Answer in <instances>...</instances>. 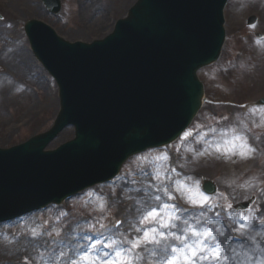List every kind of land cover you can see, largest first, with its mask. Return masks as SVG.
<instances>
[{"label":"rangeland","instance_id":"obj_1","mask_svg":"<svg viewBox=\"0 0 264 264\" xmlns=\"http://www.w3.org/2000/svg\"><path fill=\"white\" fill-rule=\"evenodd\" d=\"M87 1V0H86ZM134 0H90L89 5L87 6L84 2L85 0H68L70 3V7L67 13V17L63 22L54 20L51 18L50 15L45 14H38L36 16L32 17H39L40 19L45 20H52L53 25L57 26L60 33L63 35H66L71 40L77 39V38H83V39H90L92 36H100L103 35L105 31H107L109 28L112 27V20H116L118 17L123 16L126 10L128 8H123V5L128 2L133 3ZM262 0H245L239 5L238 7H234L231 14L228 16V31H229V40L227 42V50L225 51V59L229 58L231 55H234L237 51V49L243 45V41L241 38V33L246 30V17L251 12L254 13L259 10L258 7L261 6L264 9V4H261ZM14 0H12L11 3H7L6 0H0V11L3 13L4 17L10 21V19L14 20V18H18L20 16L21 19H23V13L19 11L17 13V9L15 10L14 14L18 15L16 17L12 11V6L14 5ZM87 7V8H86ZM94 7H100V15H98L97 18L92 22L93 27H86L85 21L90 20L89 17H91V13H87L89 9L91 8L93 11ZM11 9L10 14L14 18L8 17L9 15L6 13L7 9ZM85 9V15H80V11ZM255 8V9H254ZM81 11V12H82ZM108 11H113L115 14L111 16V14L108 13ZM254 11V12H253ZM107 14L105 15L104 13ZM264 13V12H263ZM105 15L103 18L102 16ZM25 17V16H24ZM103 21L101 24L94 23L100 21L99 19ZM106 18V19H105ZM25 20L18 22L21 23V27L23 28L24 21H27L29 18H24ZM105 19V20H104ZM104 22V23H103ZM105 25L104 27H102ZM99 26V34L97 27ZM264 28V23L259 26V29ZM14 34H20L19 31H14ZM256 58L258 59L259 63H253V61H248L251 64H254L255 66L252 69H249L248 71L243 70L241 67H238L234 69L231 72L224 73L221 72L219 69L214 70L213 72L218 71V79L213 78L211 73V69L206 73L208 76V89H209V99H220L223 98L224 100H227V98L235 99L239 102L244 101H250L254 100L262 95H264V54L263 52L258 53L255 52ZM0 63H2L0 61ZM218 67V66H217ZM251 71V72H249ZM249 73V75L247 74ZM221 86H225L226 89H224ZM35 87V86H34ZM33 91L31 93H26L27 96H23L20 98H17V102H11L8 107H5L0 112V146H10L15 143H19L23 140H25L27 137H30L32 134L36 132H40L43 130L48 129V127L52 124L53 116L55 115V112L57 108H59V99L55 96V92L57 88L52 89V91L47 90V96L50 101L49 108L44 107V111L42 113L40 112L39 105H42V101H44L40 89L32 88ZM56 104V105H55ZM56 108V109H55ZM210 110H215L219 112H230L234 111L235 108L230 107V105H218V108L214 105L210 104L208 105V108ZM32 110L30 113L29 111ZM30 113V114H29ZM27 116L28 118L22 119V117ZM73 136L72 130H67L64 135L63 139H67ZM221 152L227 151V152H234L235 148H233L232 144H228L226 147H224ZM233 155H230L229 162L223 161V160H214L212 159L214 157V154L210 152L207 159H201L198 160L193 164L191 167L192 170L197 171L198 176H206L214 178L218 181L220 184V194L215 198V200H222L227 203H233L239 199H241V193L238 189V187L235 185L234 189H229L232 187V180L233 177H236L238 174L244 173L246 171L245 169V163H243L242 159H237L233 161L235 164H232V157ZM220 157V156H217ZM242 157V155H240ZM221 158V157H220ZM114 206L117 208V212L115 217L118 215V211L120 209H124L125 205L120 206L119 204H114ZM95 206H89L87 210H82V214H87V211H91L93 213H96ZM108 216H105V218ZM47 223V218H42ZM36 223L38 222L35 220ZM44 239V238H43ZM46 242V240L44 239ZM38 249V248H37ZM40 251V249H38ZM13 252L10 253L1 252L0 253V260L12 258ZM38 255V253H37ZM19 259V254L17 256ZM28 258V257H27ZM34 256H32V259Z\"/></svg>","mask_w":264,"mask_h":264},{"label":"snow or ice","instance_id":"obj_2","mask_svg":"<svg viewBox=\"0 0 264 264\" xmlns=\"http://www.w3.org/2000/svg\"><path fill=\"white\" fill-rule=\"evenodd\" d=\"M157 178H160V174H157ZM157 191H163L165 194H168V189H157ZM131 198V197H129ZM161 197L156 196L155 200L160 201ZM169 199H174L169 194ZM207 197H202L201 206H203V202L207 201ZM190 203L193 205L197 204V201L190 200ZM104 205H101V209H103ZM160 206H155L151 208L143 209L142 211V218L140 220V223L143 224L147 221H156L160 216L161 212L158 210ZM163 208H168L169 205L164 204L162 205ZM175 207V206H172ZM231 207V205H229ZM138 211H141V209H138ZM173 219H179L178 216H172L169 214L165 221L162 223V227L164 228H175L176 225L171 223ZM240 220L244 221L245 217L241 214ZM209 224L215 223L212 220L208 221ZM120 222L117 221L116 225L114 227L117 228L119 226ZM185 225H188L184 231L190 232L191 235L197 237L195 241H193L191 244L187 243L188 240L187 235H176L175 232L171 233V238L179 241L183 247L176 248L171 247L170 251L172 253L171 256H168L169 248L168 246H165L164 253L166 259L161 261V264H197V261H220L221 259H227L228 257L225 256L222 252V248L219 242H216V236L211 228L205 229L203 232L197 231L195 227L188 224V221H184ZM95 227V226H92ZM105 225H101V228H104ZM248 227L247 224L241 223L239 225L240 231H243ZM137 232H140L139 228H136ZM51 235V234H49ZM123 235V234H121ZM220 235L223 236L224 232L220 231ZM169 237L166 236L163 232H160L156 228L149 229L147 231H144L143 236H137L134 240H128L127 237H124V239L117 241L114 239L109 238V242L104 245L107 249H113V252H105L104 256L105 258H101V255L99 252L96 251L97 245L93 244L91 245L92 252H96V255L93 256L92 252H89L87 248L84 249L82 254H79L78 259H74L70 262V264H134V261L136 259H139L140 257L138 255H133L134 250L140 248L142 245H147L149 243L159 245L162 240H167ZM209 241H213L214 243H209ZM103 244V242H100ZM129 244L131 247L124 248L120 247L119 245ZM233 253H235V249H231ZM106 257H111L106 258ZM257 264H264V259L257 262Z\"/></svg>","mask_w":264,"mask_h":264},{"label":"bare ground","instance_id":"obj_3","mask_svg":"<svg viewBox=\"0 0 264 264\" xmlns=\"http://www.w3.org/2000/svg\"><path fill=\"white\" fill-rule=\"evenodd\" d=\"M27 1H29V0H15V2L18 3V7L21 8L24 11V13L26 14L25 16H28V15L32 16V14H34L35 12H37L42 7L41 5H40L41 7L40 6H38V7L29 6L27 4ZM30 16H28V17H30ZM17 49H20V48L18 47ZM19 54H20V56L17 54L15 56H12L11 57V60L12 61H15V64L16 65L12 66L14 63H12L11 61H4V62L10 64L15 69L17 67L18 73L21 74V72H24L25 69L27 68L26 66L31 67V65L28 62V60L31 61V58H33V57H31V55H28V53L23 52V51H21ZM18 56L20 58L17 60ZM41 73H42V76L41 77H45L44 76L45 73L43 71ZM40 81H41V83H39V84L41 85V88L43 87L45 89L46 88V83L43 84V80H40ZM7 82H8L7 79H0V111L3 108L2 101L15 102V101L18 100L17 98L21 97V95H22L21 93H18V92L9 93V91L11 90V88L8 85H5L3 87V83H7ZM4 94H6V95H4ZM47 100H48V98L45 97V104H46L45 106L49 105V103H48L49 100L48 101ZM151 192H153V189H150V193ZM130 193H133V191L132 192L131 191L129 192L128 190H124V191H121L120 192V196L126 197ZM146 193H148V192H146ZM150 193H148V196L149 195L152 196ZM137 206L138 205H136L134 208L137 209V210L138 209H141V211H137V214L138 213L142 214V211L144 209V205H140L139 207H137ZM135 212H136V210H135ZM37 240H40V239L38 238V239L33 240V239H31V234H28V236L26 237V240L24 242H22L21 244H18L14 248L17 249L18 246H21V248H22V246H24V247L27 246V247H30V248H35L36 244H32V243H36ZM30 244H32V245H30ZM0 246L3 248V250H11L12 247H13L12 244H10V246H8L7 244H2V243L0 244ZM202 264H207V261H203Z\"/></svg>","mask_w":264,"mask_h":264},{"label":"water","instance_id":"obj_4","mask_svg":"<svg viewBox=\"0 0 264 264\" xmlns=\"http://www.w3.org/2000/svg\"><path fill=\"white\" fill-rule=\"evenodd\" d=\"M166 20H168L170 23L172 22V21H174V20H179L176 16H170V15H167L166 16V18H165ZM156 22H154V23H151L150 25H148V24H145L144 25V37H143V42H142V47H141V50L142 51H146V53H148V52H150V50H151V47H152V43H153V41L155 42V40H153V34H154V32H153V28H154V25L153 24H155ZM164 44H166V42L165 41H162ZM154 59V58H153ZM110 65H111V68H113V69H115V68H118L119 66H122V64L119 62V64H114L113 62H110L109 63ZM133 64H135V63H133ZM74 67V66H73ZM85 68H86V66L85 67H82V68H75L74 67V70L75 71H78V73H76V74H78V76H80L82 73H84V70H85ZM165 75H167V77H169V75H171V74H169V73H165ZM77 76V77H78ZM169 87H170V85H168ZM163 87H165V85H163ZM155 88V87H154ZM156 89V88H155ZM201 93L199 94V98H197L198 99V102L200 103L201 102ZM108 98L109 97H113V94L112 95H110V96H107ZM7 157V156H6Z\"/></svg>","mask_w":264,"mask_h":264}]
</instances>
